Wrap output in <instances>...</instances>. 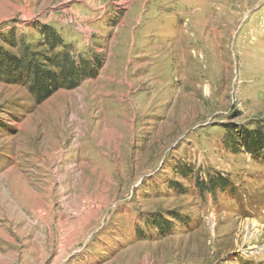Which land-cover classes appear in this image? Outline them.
<instances>
[{
	"label": "rangeland",
	"instance_id": "rangeland-1",
	"mask_svg": "<svg viewBox=\"0 0 264 264\" xmlns=\"http://www.w3.org/2000/svg\"><path fill=\"white\" fill-rule=\"evenodd\" d=\"M40 25L95 76L39 105L0 83V264H264L239 135L264 124V0H0V35Z\"/></svg>",
	"mask_w": 264,
	"mask_h": 264
},
{
	"label": "trees",
	"instance_id": "trees-1",
	"mask_svg": "<svg viewBox=\"0 0 264 264\" xmlns=\"http://www.w3.org/2000/svg\"><path fill=\"white\" fill-rule=\"evenodd\" d=\"M33 30L36 39H32V42H26L23 37L17 39L14 30L0 35V41L10 49H0V83L24 88L34 103L39 105L55 92L72 90L81 81L95 76L90 60H85L71 46L66 45L53 28L40 25L33 27ZM239 135L243 140L245 153L264 161V124L251 134L240 132ZM224 142L229 144V151L234 152V131L226 132ZM185 167L188 170L183 168L178 171L181 168L179 166L174 169L183 180L192 182L193 168L190 165ZM229 184L228 177L207 172L204 179L195 175L193 187L198 192L210 195L217 190L223 191ZM173 191L179 195L188 192L179 185H174ZM176 219L181 224L186 222L185 217ZM149 223L156 226L160 221L150 220ZM159 227L162 228V224Z\"/></svg>",
	"mask_w": 264,
	"mask_h": 264
}]
</instances>
